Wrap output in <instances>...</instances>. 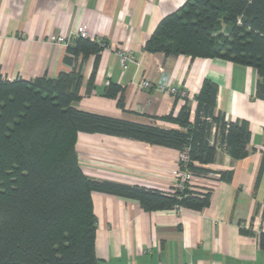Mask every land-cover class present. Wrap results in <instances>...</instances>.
Wrapping results in <instances>:
<instances>
[{
	"label": "crops",
	"instance_id": "crops-1",
	"mask_svg": "<svg viewBox=\"0 0 264 264\" xmlns=\"http://www.w3.org/2000/svg\"><path fill=\"white\" fill-rule=\"evenodd\" d=\"M188 0H0V76L31 81L56 78L61 72L81 73V99L73 106L163 129H179L160 120L177 113L185 100L160 91L166 78L191 101L204 81L218 85L217 111L231 121L248 122L249 155L233 160L219 151L214 172H234L231 182L213 185L210 205L203 211L186 208L146 212L138 202L94 192L96 255L101 264H264V101L255 97L256 70L223 59H191L184 55L149 53L145 44L159 23ZM82 26L90 39L106 47L95 67V56L72 65L64 59L67 46L52 37H66ZM72 37V38H73ZM71 38V39H72ZM133 60L122 67L119 51ZM95 70L91 92H87ZM144 81L151 83L144 89ZM110 84L124 91V109L117 98L104 95ZM76 150L84 173L109 180L167 191L175 182L181 152L126 138L79 133ZM200 178L195 185L209 186ZM242 230L247 233H242Z\"/></svg>",
	"mask_w": 264,
	"mask_h": 264
},
{
	"label": "trees",
	"instance_id": "trees-1",
	"mask_svg": "<svg viewBox=\"0 0 264 264\" xmlns=\"http://www.w3.org/2000/svg\"><path fill=\"white\" fill-rule=\"evenodd\" d=\"M106 44L73 37L64 61L72 65L95 56ZM149 53L191 59H223L256 70L255 97L264 101V0H188L166 16L145 44ZM95 70L90 78V93ZM84 78L61 72L56 78L27 81L0 76V264H101L96 255V217L92 193L133 200L146 212L186 208L203 211L212 190L187 186L167 191L88 177L76 150L79 133L104 134L187 152L182 170L199 178L218 175L231 182L234 172H214L224 150L245 159L252 133L245 120L231 121L217 111L218 85L206 80L196 96L160 120L163 129L81 111ZM104 95L124 109V91L110 84ZM264 166V147L261 169ZM242 233L247 231L242 230ZM264 248V233L260 235Z\"/></svg>",
	"mask_w": 264,
	"mask_h": 264
},
{
	"label": "built area",
	"instance_id": "built-area-1",
	"mask_svg": "<svg viewBox=\"0 0 264 264\" xmlns=\"http://www.w3.org/2000/svg\"><path fill=\"white\" fill-rule=\"evenodd\" d=\"M75 34H76L75 36L89 38L88 31L82 26H79L77 28V31ZM73 36H74L73 34H70L69 36H66V37H62V36L52 37L51 41L54 44H62V45L67 46ZM99 42L102 44V41H99ZM118 56L120 59V63L122 67L124 68H126L127 64L130 63L134 58L132 53L128 50L119 51ZM141 86L144 89H146V88H150L152 85L149 81H144ZM156 88L160 91H168L175 98H178L181 100L189 99L188 93L185 90H183L180 87L170 86L166 78H163L159 83H157ZM188 159L189 158H188L187 152L181 153L180 160L182 162L187 163ZM218 177H219L218 175H212L208 178H204V179H208L210 182L209 186H206L205 188H207L208 190H213V185L217 182ZM198 179L200 178L194 176L191 172H188L187 170H182L181 168H179L175 173V182L173 183L171 188L182 191L187 186H194Z\"/></svg>",
	"mask_w": 264,
	"mask_h": 264
}]
</instances>
